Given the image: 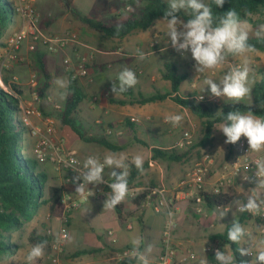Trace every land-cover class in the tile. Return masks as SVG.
Here are the masks:
<instances>
[{
  "label": "crops",
  "instance_id": "obj_1",
  "mask_svg": "<svg viewBox=\"0 0 264 264\" xmlns=\"http://www.w3.org/2000/svg\"><path fill=\"white\" fill-rule=\"evenodd\" d=\"M15 1L18 2L19 0ZM27 1L40 14L41 21L49 19L45 17V10L41 8L45 0L42 2H39L40 0ZM98 1L99 4L115 7L117 14L128 13V9L122 6V0ZM165 1L168 3V0ZM204 3L208 4V0H204ZM184 11L190 13V10ZM162 19L155 20L146 30H135L121 39H105L95 30L73 19L70 23L74 26L73 32H78L79 42L77 44L50 53L40 43H32L29 38H24L21 41L19 52L27 61L22 64H13L8 68L9 75L16 78L15 82L23 91L22 107H34L39 109L41 113V115L30 116L27 125L28 131L23 134L24 153L27 156L32 157L35 141V138L30 134V129L38 127L44 133L49 134L45 119L52 117L56 121L57 130L50 135V138L56 143L61 141L64 151L76 156L79 171H83V163L89 155H96L102 161L107 153L125 154L130 161L132 156L141 154L144 157V163H148V168L136 180V185L129 187V190L136 189L138 193L151 189L148 201L145 204H135L133 199L127 195L121 202L125 213V220L122 223L119 221L115 208L104 210L106 194L111 191L110 188L108 190L105 187L113 182L112 169L108 167L104 169L103 175L106 183L99 185L85 184V189L101 188L105 195L99 199L93 196L82 199L83 195L76 193V187L83 181L72 182L73 177L79 174L77 171H57L49 162L39 164V170L48 175V183L44 190L45 199H48L51 187H60L63 188L64 194L70 196L78 205L69 213L65 225L68 239L65 243L61 264H120L114 260V254L124 248L134 249L131 243L134 236L141 239L140 253H144L147 245H152V251L148 254V259L150 264L155 263L162 253L161 233L169 207L174 212L176 222L173 240L178 254L183 255L188 251H194L197 254V259L190 264H200L202 261H206L207 255L203 253V247L209 243V236L222 233L226 226L230 224L227 222L230 216L235 217V219L239 217V212L236 211L234 204H230V211L223 218H220L217 210H207L205 217L198 215L196 208L201 205L192 197L191 185L180 186L181 180L187 178L193 164L209 154L211 157L213 156V164L210 166V172L205 180V189L212 190L224 166L230 161L234 153V148L230 144L224 143L226 137L221 131L214 128L213 147L203 150L201 157H199L197 150L193 149L181 162H170L161 158L152 159V148L175 149L178 154H183L187 149L176 147V145L182 138L183 132L187 130L190 131L193 142L198 141L201 134L200 120L169 97L163 101L145 105L132 104L131 101L136 99L139 93L144 96L154 95L156 93L154 89L159 84L165 89L160 90V92L170 90V83L162 78L165 64L175 65L179 73L180 68L185 70L181 74L187 76L185 81H188V83L186 85H183L184 82L182 83L180 87L182 92L179 91L178 93L180 97H191L196 94L211 96L204 80L212 78L218 82L227 73L228 67L232 66L227 61L221 68L206 70L203 74L197 76L193 67L195 61L192 59L190 51L185 55H181L172 48L166 35V23ZM22 24L23 18L19 14L14 16L10 24L12 29L10 31V26L8 27L6 37L18 31ZM55 24L53 22L45 30H41L46 33L54 32V30L60 31L57 30ZM34 49H39L46 54L47 69L51 76V84L47 94L45 98L39 101H35L32 95L38 83L37 76L31 67V52ZM140 53L143 54V59L139 58ZM79 56H85L88 59L89 74L87 77L77 79L87 95L79 106L78 116L81 118L90 115L95 116V132L91 135L107 139L119 148L117 151H112L96 143L86 142L71 130L76 136L73 137L71 133L65 131L64 128L62 129V125L56 118L58 112L55 110V105L63 106L67 90L65 89L64 93L62 90H56L54 81L61 73L66 74L69 81L70 74L63 65V59L69 57L74 65ZM124 67L135 72L138 83L131 88L132 92L126 91L115 96L111 92L112 83H118V73ZM148 87L150 92L145 94ZM95 98L97 100L94 101ZM223 100H226V98ZM170 114H181L183 116L182 123L176 127L167 123L165 117ZM127 120H129L132 127L126 123ZM140 127L151 142H149L150 140L146 142L137 138L136 135L140 133ZM108 128L112 129L110 135L106 134ZM133 131L135 133L132 135ZM217 133L221 136L220 140ZM138 141H142L146 145ZM116 171L119 172L120 170L116 169ZM239 185L241 183L235 182L228 187L229 191L226 189L223 191L236 199L241 192ZM254 186L255 184L245 186L244 193ZM159 201L163 205L160 212L157 213L155 205ZM204 209L208 208L204 207ZM52 225L56 234L59 228L56 218H53ZM108 230H112L117 237L115 245L109 242L106 234ZM81 253H84V255H80ZM132 264H139L137 257Z\"/></svg>",
  "mask_w": 264,
  "mask_h": 264
},
{
  "label": "trees",
  "instance_id": "obj_2",
  "mask_svg": "<svg viewBox=\"0 0 264 264\" xmlns=\"http://www.w3.org/2000/svg\"><path fill=\"white\" fill-rule=\"evenodd\" d=\"M67 8L73 3V0H64ZM17 2L15 0H0V47H5L3 39L7 33L9 24L16 11ZM211 6L213 16L223 15L229 9H235L241 19H245L244 12H251L252 15L264 12V0H225L223 7H217L213 0H208ZM122 6L128 9L126 14H117L115 7H110L100 3L93 6L85 14L78 11L73 12L76 20L80 21L87 27L101 34L103 38L121 39L131 34L135 30L148 29L155 20L163 18L164 11L168 8L165 0H122ZM107 17H104V16ZM185 22L191 18V14L181 10L177 14ZM51 19L41 21L40 28L45 30L52 24ZM117 25H120L117 33ZM249 44L255 47L256 51L264 52V40L257 39L256 36H250ZM234 55V54H233ZM32 70L35 72L38 83L33 93L37 94L39 100L45 98L47 90L51 83V76L47 69L46 54L39 49L31 52ZM9 70L3 71L1 80L3 87L0 85V256L14 255L19 246L10 241L12 231L20 229L24 224L30 221L38 210L43 206H48L49 215L52 218L60 216L62 212L61 198L64 194L63 188L51 187L49 189L48 199H45L44 190L48 183V175L39 170V163L33 157L24 153L23 134L28 131L20 117L21 102L23 91L20 86L9 75ZM260 80L253 84L251 95L252 104L243 102L234 103L233 101H221L218 104L204 103L189 100L188 97L178 95L182 83L187 76L178 72L175 65L168 63L164 65L162 78L170 83V90L167 92H156L151 96H144L139 93L132 104L145 105L148 103L159 102L171 98L175 103L190 111L198 120H200V138L183 154H178L175 149L163 150L152 148V159H166L170 162H181L192 151L197 150L199 157L201 152L213 147L214 144V126L224 122L226 113L232 110H240L247 113L251 111L254 115L264 118V74ZM70 84L67 90L62 111L57 113L59 123L72 130L80 139L104 146L112 151L119 148L101 137L88 136L81 128L80 122L76 120L79 106L86 99V92L77 80L69 79ZM127 92H132L129 89ZM222 109V110H221ZM221 110L219 113H217ZM131 125L129 120L126 122ZM146 145L142 141H138ZM234 148L235 144H230ZM144 171L148 168V163L143 165ZM143 171V172H144ZM142 175L134 165L130 168L128 177V186L136 185V180ZM106 189L109 190L108 187ZM150 190L138 193L133 201L135 204L146 203ZM199 198L203 206L208 209L217 210L221 207L232 204L233 197L226 192L215 193L210 189H202L195 195ZM116 212L120 223L125 220L123 205L120 203L116 207ZM246 212L240 213L237 221L243 226L248 220H251ZM253 220V219H252ZM258 226H264V219H254ZM231 227L228 224L222 233L209 236L208 244L225 251L226 245L239 264L243 257L238 253L240 245L232 244L227 238V232ZM53 230V229H52ZM55 238V233L51 236L44 233L40 236L33 233L30 241L33 245L40 242H50ZM136 258L127 259L121 264H132ZM207 264H218L215 259V253L206 256Z\"/></svg>",
  "mask_w": 264,
  "mask_h": 264
},
{
  "label": "clouds",
  "instance_id": "obj_3",
  "mask_svg": "<svg viewBox=\"0 0 264 264\" xmlns=\"http://www.w3.org/2000/svg\"><path fill=\"white\" fill-rule=\"evenodd\" d=\"M213 3L219 8L223 7L225 0H213ZM181 10H190L191 18L187 19V22L177 15ZM244 15L251 17L252 13L245 11ZM162 20L166 23V35L172 48L181 55L190 51L191 57L195 61L193 67L197 76L206 70L221 68L227 62L229 54L243 57L242 65L233 67L218 82L212 78L204 80L212 97L226 98L234 103H239L250 95L249 75L251 69L247 54L255 52V47L248 43L252 25L247 19H241L235 9H229L223 15L214 17L211 6L204 3V0H168V8L164 11ZM119 29L120 25H117V33ZM255 36L257 39L264 40V23H260L256 27ZM139 58H144L142 53ZM117 81L118 83L113 82L111 87V92L115 96L128 91L138 83L135 72L127 67L118 73ZM54 83L59 89H67L70 81L57 78ZM202 99L203 96L197 98V100ZM165 121L176 127L182 123L183 116L170 114L165 117ZM214 128L221 131L226 137L225 144H235L243 136L247 139L248 152L264 151V118L254 115L251 111L247 113L238 109L229 111L226 113L224 122ZM132 165L143 173L144 157L141 154H136L129 161L125 154L107 153L101 161L100 157L89 155L83 163V171H77L79 174L73 177V183L83 181L77 185L76 193L83 195L85 184L106 183L103 174L105 167H108L112 169L113 182L108 184L111 191L106 194L104 210L115 208L129 193L128 177ZM116 169L120 171L117 172ZM255 178V187L246 193L242 191L245 199L233 200L232 203L235 205L236 211L248 212L253 215L264 212V159L256 161ZM244 179L251 180L249 176ZM229 210L219 211L220 218H223ZM63 238L68 239L66 232ZM227 238L232 244L240 245L238 253L241 257H252L251 261L241 259L239 264H264V238H260L253 244L248 230L236 219L231 223ZM131 243L139 264H150L148 254L152 251V245H147L144 253H140L141 239L134 236ZM46 244L45 241L33 245L24 258L26 264H36L37 260L44 256ZM227 247L229 246L226 245ZM254 249L255 255H253ZM5 259L8 264L17 261L14 255H8ZM215 259L218 264H238L235 255L221 249L215 250ZM201 264H207V262L202 261Z\"/></svg>",
  "mask_w": 264,
  "mask_h": 264
},
{
  "label": "built area",
  "instance_id": "obj_4",
  "mask_svg": "<svg viewBox=\"0 0 264 264\" xmlns=\"http://www.w3.org/2000/svg\"><path fill=\"white\" fill-rule=\"evenodd\" d=\"M17 14H19L23 18L22 27L11 34L6 40V45L2 52L0 53V69H8L12 64H17L25 61V57L22 56L19 52L21 41L24 38H29L32 43H40L44 47H46L47 51L50 53L57 52L59 50L65 49L72 44H77L79 42V36L76 32H72L67 36H58L52 33H46L41 30V16L36 11L34 6L27 0H19L16 5ZM88 59L85 56H79L76 60V63L73 65L71 63V59L66 57L63 59V65L66 70L70 74V79L77 80L82 77H87L89 74L88 68ZM241 66L240 64L236 65ZM13 80H16L13 77ZM0 81L1 74H0ZM33 99L38 100L37 94L34 92ZM200 96H203L202 100H197ZM97 98L94 99V101ZM189 100L218 104L220 103V98L208 96L206 94H196L189 97ZM61 105H55L56 111H62ZM33 115H41L39 109L34 107H22L20 110V117L24 124L28 125V120L30 116ZM47 130L49 134L44 133L38 127H32L30 129V134L35 138L33 149H32V157L38 161V163H51L53 167L57 171H79L78 168V160L76 156L72 153H67L64 151L62 147V142H53L50 138V135L56 132V121L52 117H47ZM138 121V120H135ZM112 133V129H106V134L110 135ZM194 144L192 135L189 130L184 131L182 138L177 143L176 147L180 148H190ZM249 146L247 143V139L245 137H241V139L235 143L234 145V153L230 161L224 166L222 173L219 176L218 181L212 188V191L215 193H224V189L233 185L235 182H239L241 184H255V171H256V161L260 159H264V151L259 153L256 152H248ZM213 164V158L208 154L205 155L201 160L196 161L191 171L189 172L187 178H184L180 182L181 187L190 186L192 187V197L195 198V195L200 190L205 189L206 177L210 172V166ZM250 177L251 180H245L244 177ZM106 188V187H105ZM138 194L136 189L129 190V197L134 198ZM105 193L101 188L85 189L83 193L82 199H86L89 196H93L97 199L104 196ZM197 203L201 206H197L196 212L198 215L206 216L207 210L213 209H204L202 201L197 198ZM62 204V212L60 216L56 217L59 228L57 233L55 234V238L50 242L49 249L50 253V264H61L62 255L64 253V247L67 239L63 238L64 233L68 232L66 229V222L68 220L69 213L74 207H77V203L72 200V198L66 194H63L61 198ZM163 204L159 201L158 204L155 205V211L157 213L160 212L161 206ZM230 205L225 207H221L217 209V211L229 210ZM230 211V210H229ZM228 211V212H229ZM171 213V215H169ZM253 219H264V212H261L259 215H253L246 212ZM176 227V222L174 218V212L169 207L167 209V218L161 233V248L162 253L158 257V259L153 264H190L197 259V254L194 251H188L183 255H179L176 247L174 245V231ZM247 229V228H246ZM262 231H264V226H261ZM249 232V229H247ZM46 234L51 236L54 234L52 229H48ZM109 242L112 245L117 243V237L112 230H108L106 232ZM217 247L207 244L203 247V253L213 254ZM254 254V253H253ZM135 250L131 248L121 249L114 254V260L118 263H122L127 259L136 258ZM251 257V256H246ZM201 264V263H200Z\"/></svg>",
  "mask_w": 264,
  "mask_h": 264
},
{
  "label": "rangeland",
  "instance_id": "obj_5",
  "mask_svg": "<svg viewBox=\"0 0 264 264\" xmlns=\"http://www.w3.org/2000/svg\"><path fill=\"white\" fill-rule=\"evenodd\" d=\"M42 1H44V0H40L39 2H42ZM44 4L41 6V8L43 10H45V17H48L53 22H55L56 23L55 27L57 28V30H60V31L54 30V32H51V33L54 35H58V36H67L74 31V29H73L74 26L70 23L71 20L75 19L73 16V12L78 11L81 14H85V12H87L92 6L99 5V1L98 0H74V2L70 5L69 8H67V6H65L64 0H45ZM104 17H107V16L105 15ZM245 19H247L248 22L252 25V31L250 32V36H254L256 27L260 23H264V12L252 15L251 17H247ZM10 24H9V26H10L9 30L11 31L12 28H11ZM60 25H61V27H60ZM6 38L8 39V37H6V35H5V37L3 39L4 43H6V40H7ZM3 49H4V46L0 47V53L2 52ZM247 58L250 62L249 66H250L251 71H250V75H249V87L251 88V91H252V87H253L254 82L256 80H260L263 76L262 74H264V52L255 50V52L248 53ZM242 60H243V57H241L239 55L229 54L227 61L232 66L228 67V71H230L233 67H235L238 64L242 65ZM26 61H27V59L25 58V61L20 62V63L22 64V63H25ZM0 67H1V65H0ZM179 70H180V73L185 71L183 68H180ZM3 71H5V69H0V74H2ZM57 78H64V79L68 80V76L66 74H63V73L59 74L56 77V79ZM38 80H40V79L38 78ZM14 81H16V80H14ZM187 83H188V81H184L183 85H186ZM0 85L3 87L2 81H0ZM148 89H149V87L146 89L145 94L146 93L149 94L148 92H150V91ZM56 90H58V91L62 90L63 93L65 92V89H59L57 86H56ZM160 90H165V89L163 87H161L159 84L157 87H155L154 91L160 92ZM180 92H182V91L180 90ZM223 99L224 98H222L221 101H223ZM225 101H228V100L226 99ZM240 102H243L245 104H252L251 92H250V95L248 97H246L244 100H242ZM56 112H58V111H56ZM75 118L77 121L80 122L82 130L88 136H93L91 134H93L95 132V130H94L95 116L93 117V115H90L89 117L85 116L84 118H81L78 115H76ZM63 128L65 129V131H68V133H71L73 137H76L75 134L69 128L62 126V129ZM139 132L140 133L136 135L137 138L142 139L146 142H148L150 140L148 138L147 134H144L141 127L139 128ZM133 133H135V132L133 131L131 134L133 135ZM217 137L220 140V138H221L220 134L217 133ZM152 141H154V139H152ZM149 142H151V140ZM247 185L248 184H241L238 186V187H240L241 192L237 195L236 199H242V200L245 199V197L243 195V193H244L243 189ZM226 190L229 191V188L227 187ZM242 191H243V193H242ZM239 215H240V212H239ZM234 219H235V217L230 216L227 222L232 223ZM252 219L248 220L244 227L249 229V234L252 238V242H253V244H255V242L258 241L260 238H264V231H262L261 226H258L255 223L254 219L253 220ZM52 221H53V218L50 217L47 206H43L38 210V212L33 216V218L30 221H28L24 224V226L22 228L12 231V233L10 234V241L12 243L17 244L19 246V249L14 254V256L17 258V261H12V262H10V264H26V261L24 258L26 257L27 252L33 246L31 241L29 240L30 237L32 236L33 233H37L40 236H42L44 233H46V231L48 229H53ZM225 251H230V249L226 248ZM50 253H51V250L49 249V245H46L44 256L42 258L38 259L36 264H50V259H49ZM253 253H254L253 255H255V249H254ZM80 255H84V253H81ZM85 257H87V256H85ZM5 258H6V256H0V264H8V262L6 261ZM243 258H244V260H248V261L252 260V257H246L245 256Z\"/></svg>",
  "mask_w": 264,
  "mask_h": 264
}]
</instances>
